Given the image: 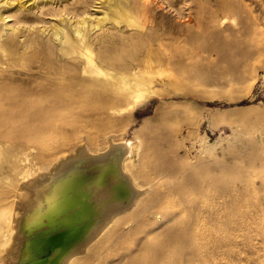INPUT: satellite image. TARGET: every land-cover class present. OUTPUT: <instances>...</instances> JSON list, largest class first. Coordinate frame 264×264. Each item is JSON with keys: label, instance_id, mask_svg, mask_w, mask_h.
Masks as SVG:
<instances>
[{"label": "bare ground", "instance_id": "obj_1", "mask_svg": "<svg viewBox=\"0 0 264 264\" xmlns=\"http://www.w3.org/2000/svg\"><path fill=\"white\" fill-rule=\"evenodd\" d=\"M134 1L114 30L90 37L76 26L69 37L52 26L44 50L27 36L0 44L3 263L182 264L170 251L181 238L168 234L177 210L156 183L163 170L143 167V142L111 113L132 107L183 52L185 14L175 2ZM163 6L180 22L156 23Z\"/></svg>", "mask_w": 264, "mask_h": 264}, {"label": "rangeland", "instance_id": "obj_2", "mask_svg": "<svg viewBox=\"0 0 264 264\" xmlns=\"http://www.w3.org/2000/svg\"><path fill=\"white\" fill-rule=\"evenodd\" d=\"M167 1L184 9V50L111 120L143 142L144 168L163 170L156 183H166L177 210L168 234L181 238L170 251L182 264H264V0ZM165 6L155 22L179 23ZM136 7L134 0H0L9 15L0 44L27 36L44 50L52 26L69 37L79 26L91 37L114 30Z\"/></svg>", "mask_w": 264, "mask_h": 264}]
</instances>
